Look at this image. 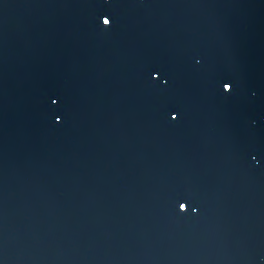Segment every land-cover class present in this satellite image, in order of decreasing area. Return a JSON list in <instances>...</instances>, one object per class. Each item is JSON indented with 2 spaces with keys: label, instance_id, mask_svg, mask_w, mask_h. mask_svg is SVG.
Returning a JSON list of instances; mask_svg holds the SVG:
<instances>
[{
  "label": "water",
  "instance_id": "95a60500",
  "mask_svg": "<svg viewBox=\"0 0 264 264\" xmlns=\"http://www.w3.org/2000/svg\"><path fill=\"white\" fill-rule=\"evenodd\" d=\"M0 264H264L235 0H0Z\"/></svg>",
  "mask_w": 264,
  "mask_h": 264
},
{
  "label": "snow or ice",
  "instance_id": "6c2138e0",
  "mask_svg": "<svg viewBox=\"0 0 264 264\" xmlns=\"http://www.w3.org/2000/svg\"><path fill=\"white\" fill-rule=\"evenodd\" d=\"M104 23L106 25H109L110 24V19L109 18H105V21ZM158 73H153V77L157 76ZM224 87L227 88V90L229 89L230 85L228 84H225ZM178 208H179V212L183 215V214H186L188 212H195L196 209L194 207L191 206V204L188 202V201H181V202H178Z\"/></svg>",
  "mask_w": 264,
  "mask_h": 264
}]
</instances>
